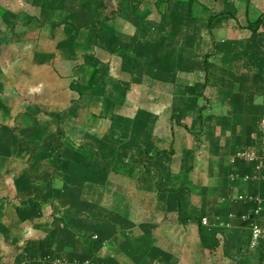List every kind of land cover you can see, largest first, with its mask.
I'll list each match as a JSON object with an SVG mask.
<instances>
[{"label": "crops", "instance_id": "obj_1", "mask_svg": "<svg viewBox=\"0 0 264 264\" xmlns=\"http://www.w3.org/2000/svg\"><path fill=\"white\" fill-rule=\"evenodd\" d=\"M200 2L199 0H0V4H3V8L0 9V20L1 22L3 18L9 20L4 26L8 30L0 28L2 32L7 33L5 39L0 38V42L6 41L7 47H12V52H17L13 53L17 55L14 60L5 65L10 71L11 67L15 69L18 66L22 69L21 73L29 75L32 83L24 86L27 88L25 94L35 90L39 95L41 88L43 93L47 90V104L54 107V113L65 112L70 106L68 104L59 106L60 99L67 98L71 102L76 93L78 95L76 100L82 101L87 90L82 88L75 91L73 90L75 86H66L63 91L62 87L56 86L58 76L53 71H58L62 76L65 72L56 70L55 67L59 64L71 65L73 52L76 54V64H82V60L85 64H89L90 60L92 66L95 65L92 73L90 68L86 75L89 82L87 87L90 88L94 83V76L97 75V66L124 65L127 63L126 60L137 57L138 54H133L132 51L137 52L135 49L141 50L145 49V46H151L147 34H150L154 27H159V33L155 37L159 49L163 48L165 51L172 47H184L188 55L197 58L196 67L203 73L202 80H195L191 72L184 70L185 68L174 73L165 63L160 86L165 85L166 91L161 93L168 96L166 92L171 91L170 96L173 99L170 98V102H165L162 107H153V103L147 105L146 102L151 100L145 98L144 101L141 100L143 109L138 112L150 107L154 117H157L161 108L165 113H170L169 137H173L175 142H184L181 138L185 137L189 139L184 142L187 153L183 152V156L186 161L190 159L192 164H189L191 168L186 165L189 170H185L183 161L173 162L164 158L162 153L153 158L149 157L151 166L141 168L139 175H148L149 172L154 171L153 168L161 173L164 171V184L159 182L153 189L145 181L142 183L138 181L135 187L139 192L144 188L142 194L149 196L150 203L147 201V206L144 205V214H137L136 218L129 219L131 224L129 231L115 233L112 227L108 230L104 229V232L101 231L100 235L108 238L111 248H107L108 245L100 246L95 242L91 235L94 231L82 233L86 228L81 223L84 216L79 210L77 214L81 216L79 218L81 221L80 223L76 221L77 224L72 225L70 220L73 216L62 220L57 217L58 213H51L47 217L42 215L43 211L39 212L40 208L35 209L39 216L34 220L36 225L41 227L37 226L40 234L37 238L29 224H23L25 218L23 209L18 211L17 216L21 218L18 222L6 221L4 211H1V201L6 196L1 195L0 264H34L36 257L44 251L72 253L74 249L88 250V254L84 255L107 260L110 264H159V261L165 258H168L165 264H206L209 254L210 258H213L211 264H216L214 258L217 256L223 259V263L218 261V264H264V222L260 223L263 233L259 247L249 248L253 214L250 212L251 208L238 200L239 194L249 192L264 195V184L245 183L243 176L251 173L250 168L245 164L231 168L225 164V160L220 159V156L227 159L236 149L254 147L260 142L258 123L264 119V0H250L248 4L246 3L245 10L241 14L244 24L235 16L228 14L229 12L224 14L229 17L218 19L219 12L218 14L213 12V16L206 18L204 10L198 7ZM215 4H212L211 9ZM212 18L214 22L211 21ZM140 32H144V35L137 37ZM199 40L203 42L199 44ZM180 43L182 46H179ZM3 44L0 43V46ZM104 47L111 49L104 50ZM42 48L46 51L41 53ZM197 49H201L200 53L196 51ZM110 56H113L112 60ZM140 58L138 57L140 59L138 63L145 64L143 55ZM181 60L182 51L176 57V61ZM183 62L192 64L193 61L188 59ZM3 65L0 63V66ZM154 65L157 63L154 62ZM35 68L39 70L37 73L32 72ZM83 68L82 66L80 69ZM8 73H5L7 80L1 78L0 80L8 82L9 90L13 88V93H17L16 96L22 98L19 101H12L10 96L8 97L10 106L7 113L12 112L13 116L7 117L6 114L4 117L0 114V119L7 122L5 125L1 124L2 129L7 128L9 120H14V116H19L20 112L26 114L25 109L19 107L27 104H31L32 109L39 107L37 101L39 97L34 99L30 94L31 103L24 101L22 91L26 88L22 91L19 88L20 77L16 75L17 80L11 81L14 73L12 72L13 75ZM159 79L153 74L149 77V86L153 87L152 82L159 84ZM46 80L47 82H44ZM167 84H173V92L172 87ZM2 86L4 82L0 83V87ZM107 91L108 89L100 90L97 96L103 100L107 99L110 95ZM193 94L204 97L203 100L206 98L209 103H214L215 98L223 96L226 104L231 105L230 110L234 109L227 114L224 112L212 114L217 116L215 119L217 122H206V129L209 130L205 129L203 122L206 120V115H198L197 122L188 126L187 123L191 120L190 110L182 106L181 102H184L188 96L192 97ZM115 106L114 104L109 108L114 109ZM37 112H40V108L36 109ZM120 112L129 114L137 111L131 104H124ZM173 118L175 120L172 123ZM22 120L21 115L19 119L15 117L14 122L19 121L22 126ZM200 126V130L197 131ZM204 138L207 139L205 144L202 143ZM195 139L199 142L195 143ZM197 145H203L201 147L203 152L199 151ZM206 147H208L207 151ZM203 159H207L206 165ZM194 162L198 166L197 169L202 168L207 176L206 193L202 190L198 191L197 187L203 186L202 183L199 185V181L193 180V175L191 178L188 176L196 170ZM220 168H224L221 176L218 174ZM135 169L133 168L132 171ZM185 184L191 190L183 191ZM137 189L132 192H136ZM188 192V199L182 198V195ZM156 196L159 197V204L153 200ZM53 200L51 206L54 209L57 206L61 209L59 204L57 205L60 199L54 197ZM74 203L76 204V201ZM154 208H158L157 214H153ZM177 211L180 212L181 217H170ZM243 214H248L249 219H242ZM228 216H231V220H227ZM139 217H144L143 234L139 231V225L141 226ZM189 217L197 218L198 221H188L185 224L179 222V218L182 220ZM203 218L207 221L204 225ZM47 225L49 230L45 235L43 230ZM70 228L72 234L68 235L67 241L64 236ZM8 232L12 234L8 235ZM26 232L31 233L30 236H26ZM12 235H15V239L13 243H8L7 238ZM84 240V244L76 248ZM117 240L125 242L122 250L115 248ZM54 246L58 249H54ZM101 247L106 248L105 252L101 250L100 254L94 255V250H100Z\"/></svg>", "mask_w": 264, "mask_h": 264}, {"label": "rangeland", "instance_id": "obj_2", "mask_svg": "<svg viewBox=\"0 0 264 264\" xmlns=\"http://www.w3.org/2000/svg\"><path fill=\"white\" fill-rule=\"evenodd\" d=\"M199 1L202 3L200 2L198 7L202 11L204 10L203 13H205L206 18L213 16V12L216 14L219 12L218 19L225 18V16H227L224 15L225 12H229L228 14L235 16L244 24L241 14L245 10L246 3L248 4L250 0ZM216 1L217 3L215 4ZM203 3L205 5H203ZM213 3L215 7L211 9ZM2 8L3 4H0V9ZM157 8H160V6H157ZM213 19L214 18L211 19L212 22H214ZM7 22H9V20L6 18H3L2 22L0 20V28L8 30L4 27ZM232 22H234V20H232ZM158 29L159 27H154L152 28V32L147 34L151 46H145L146 48L141 50L135 49L137 52L132 51L133 54L136 53L139 56L137 55V57L135 56L126 60L127 63L124 65L104 64L102 66H97V75L94 76V83L90 88L87 87L89 82L88 79H86V75L90 68L92 73L93 67H95V65L92 66L90 60L88 62L90 65L85 64L84 60H82V64H76V54L73 52L74 58H72L71 65L67 64L64 66L59 64L58 67H55L56 70L60 69L65 72L62 76L59 75L58 71H53V73L58 76L55 82L56 86L62 87L63 91L66 89V86H75L73 89L75 91L87 88L82 101L76 100L78 96L76 93L74 94L75 98L73 97L71 102L67 98L59 100V106L70 105L69 108H66L65 112L54 113V107L47 104V90L43 93L41 88V94L39 91V95L35 90H31L30 92L34 99L39 97V100L37 99V101H39V107L32 109L31 104H27L23 107L17 106L19 109H25L26 114L20 112L18 114L19 116L16 115L13 118L14 120L15 117L19 119L22 115V126L19 124V121L14 122V120L9 118L10 120L7 124V128L2 129L1 124L5 125L7 122L5 123L4 119H0V181L2 185L0 187V196H6V198L1 201V211H4V218L7 219L6 221H13L12 223L18 222L21 218L19 219L17 215L23 209V217L25 216L23 224H29L28 226H30L33 234L39 238L40 234H38V228L41 227L35 223L36 220L34 219L39 216L37 211H34L35 209L40 208L39 212L43 211L42 215L47 217L51 213H58L57 217H60L62 220H66L73 216L70 220L72 221V225L77 224L76 221L80 223L81 220H79V218L81 216L77 214L80 211L84 216V221L82 220L81 223L86 228L84 231L82 230V233L94 231L91 235H100L101 231L104 232V229L108 230L111 229V227L112 231L115 233L121 231L125 233L131 228L129 219L136 218L137 214H144V205L147 206V201L149 202V196L146 197V195L142 194L144 193V188L142 192H139L135 187L138 181L141 183L145 181L146 184H150L153 189L159 182L164 184V171L161 173L153 168L154 171L149 172L148 175L141 174L142 177L139 175V170L141 168L143 169L144 167L151 166V158L149 157L152 156L153 158L157 154L162 153L164 158L173 162L181 160L185 166L192 164L190 159L186 161L183 156V152L187 153L186 144L184 142H187L189 139L185 137L181 138L184 142H175L173 137H169V131L171 130L169 128L170 120H168V116L170 113H165L163 108H161L158 111L157 117H154L153 114H151L150 107L143 112H138L143 109L141 100L144 101V98L151 100L147 101L146 104L149 105L153 103V107H162L165 102H170V98L171 100L173 99V97L170 96L171 91L166 92L168 96L161 93L162 91L163 93L166 91L164 90L165 85L160 86L163 80V66L165 63L172 68L174 73L185 68L184 70L191 72L195 80H202L203 78V73L196 67L198 65L197 58L188 55L184 47H172L164 51L163 48L159 49L156 46L155 37L159 33ZM6 34L7 33L2 32L0 29V38L5 39ZM143 35L144 32H140L137 37ZM199 41V44L203 42L202 40ZM0 43H4L0 46V63L4 64L0 66V71L4 68L0 73V78L1 80H7V75L5 76V73L7 74V72H9L8 74L13 75V72L14 75L10 80L14 81L17 80V76L20 77L19 85H21V87L19 88L22 91L26 88L24 86H29V84L32 83L31 78H29L27 73H21L22 69H19L18 66L15 69L11 67V71L7 68L8 66L5 64L11 63L14 57L17 56L13 53L17 52H12V47H7L8 43L6 41H1ZM179 46H182V43H180ZM109 49L111 48L104 47V50ZM90 50L89 48L88 51L90 52ZM44 51L46 50L42 48L41 53ZM181 51L182 60L179 62L176 61V57ZM196 51L200 53L199 51H201V49H197ZM109 53L111 54V52ZM8 54H11V56H8ZM142 55L146 61L145 64L138 63ZM138 57L140 59H138ZM166 57L167 60H165ZM109 58L112 60L113 56ZM188 59L193 61L192 64L183 62V60ZM154 62H156L157 65H154ZM82 66L84 68L80 69ZM22 67L25 66L22 65ZM101 68H103L104 71L101 70ZM38 71L39 70L36 68L32 70L33 73H37ZM153 74L160 79L159 84L152 82L153 87H151L149 86V77ZM1 80L0 83L4 82V86L0 87L3 93L0 92V114L4 117H6V114L7 117H12V112L11 114L7 113V110H9L8 107L10 106L8 97L10 96L12 101H19L22 96L17 97V93H13V88L9 90L10 84ZM44 82H47V80ZM139 82H141V84ZM80 85H82V87H80ZM145 85L147 86L143 87ZM167 85H169L170 88L172 87L173 92V84ZM112 87L113 89H111ZM96 89L98 91H106L108 89L107 92L110 94L109 97L107 99L104 98V100L99 98ZM34 91L36 93L35 96ZM22 92L25 97L24 101L31 103L29 98L30 94H25L27 88ZM178 98L179 97H177V99ZM203 98L204 97L193 94L192 97L188 96L184 99V102H181L182 106L184 105L185 108H189L190 110L189 116L191 120L187 123L188 126H192L194 122H197L198 115H206V120L203 121L206 129V122L216 121L215 119H217V116H213L214 114L217 112H224L227 114L234 109L230 110L231 105L228 103L226 104L223 96L215 98L216 103H209L205 100L206 98L204 100ZM211 99L213 100V98ZM114 104L116 105L114 109L109 108V106L111 107ZM124 104H131L137 112H130L129 114L120 112V108ZM177 105L179 106L180 104ZM37 108H40V112L36 113ZM174 120L175 118H173L171 122L173 123ZM200 120H202L201 117ZM11 121L13 122L11 123ZM200 128L201 126L197 131H199ZM197 142L199 141L195 139V143ZM202 143H207V139L204 138ZM203 145H197L199 151L203 152L201 149ZM207 150L208 147H206V151ZM230 157L229 154L227 159H224L222 156H220V159L225 160V164L230 166ZM203 161L206 165L207 159H203ZM121 163H123V165ZM194 164L196 170L193 171V174L189 173L188 176L191 178L193 175V180L199 181V185L202 183L203 186L197 187L198 191L202 190L206 193L207 176L205 171H203L202 168L197 169L198 166L196 162H194ZM133 168L136 169L132 171ZM189 168H191V166H189ZM189 168L186 166L185 170H189ZM150 169L151 168H149V170ZM223 171L224 168L218 169V174L221 176ZM136 189V192H132ZM187 189L191 190V188H188L187 184L183 185V191ZM64 194L66 196H64ZM188 195L189 192L184 193L182 198L186 197L188 199ZM200 195H203L202 192ZM54 197H56L57 200L60 199L57 205L59 204L61 209H58V206L56 209L51 206ZM134 198L135 200H133ZM153 200H156L158 204L160 202L158 196L154 197ZM74 201H76V204ZM77 202L80 205H78ZM157 210L158 208H154L152 210L153 214L156 213ZM161 212H163V210ZM172 216L181 217L178 211L170 217ZM12 218H14V220H12ZM139 218L141 220L139 231H142L141 234H143L144 230L142 225L144 217ZM180 221L181 219L179 218V222ZM67 222L66 224H68ZM48 228L47 225L46 229L43 230L45 235L49 230ZM70 231H67L64 236V239L67 241L68 235L70 236L72 234V228H70ZM7 234L11 235L12 232H8ZM30 234L29 232L25 233L26 236H30ZM87 235L90 237L89 234ZM14 237L15 235L8 237V243H13ZM84 238L86 237L84 236ZM84 242L85 240L81 241L80 245L76 248L81 247ZM115 243L116 249L122 250L124 248L123 245L125 242L123 240H117ZM107 245V248H109L110 241H108ZM54 249L58 248L54 246ZM105 249L106 248L103 247H101L100 250L95 249L94 255L100 254L101 250L105 252ZM71 252L72 253L69 254H88V250L80 249H74ZM167 259L168 258H165L159 261V264H165ZM212 259L213 258H210L209 254L206 264H211L213 262ZM214 261L216 264H218V261L223 263V259H220L219 256L215 257Z\"/></svg>", "mask_w": 264, "mask_h": 264}, {"label": "built area", "instance_id": "obj_3", "mask_svg": "<svg viewBox=\"0 0 264 264\" xmlns=\"http://www.w3.org/2000/svg\"><path fill=\"white\" fill-rule=\"evenodd\" d=\"M258 132L261 135L258 145L250 148L236 149L230 154V167L236 168L238 164H245L246 167L251 169L250 174L243 176V180L246 182H258L264 184V120H260L258 123ZM238 200L246 204L253 214V223L251 225L249 248H257L260 245L263 228L260 223L264 222V195L261 193H244L239 194ZM242 219H249L248 214H243ZM227 220H231V216L227 217ZM205 218L202 220V224H206ZM220 224V223H219ZM92 239L98 242L100 246H106L108 240L99 235L93 234ZM34 264H110L107 260L97 259L92 255H75L58 253L52 250L44 251L36 257Z\"/></svg>", "mask_w": 264, "mask_h": 264}, {"label": "trees", "instance_id": "obj_4", "mask_svg": "<svg viewBox=\"0 0 264 264\" xmlns=\"http://www.w3.org/2000/svg\"><path fill=\"white\" fill-rule=\"evenodd\" d=\"M183 223H187L188 221H198L197 218L194 217H189V218H184L181 220Z\"/></svg>", "mask_w": 264, "mask_h": 264}]
</instances>
